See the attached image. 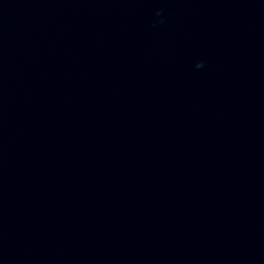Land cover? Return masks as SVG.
<instances>
[{
  "label": "water",
  "instance_id": "1",
  "mask_svg": "<svg viewBox=\"0 0 264 264\" xmlns=\"http://www.w3.org/2000/svg\"><path fill=\"white\" fill-rule=\"evenodd\" d=\"M0 264H264V157L0 179Z\"/></svg>",
  "mask_w": 264,
  "mask_h": 264
}]
</instances>
